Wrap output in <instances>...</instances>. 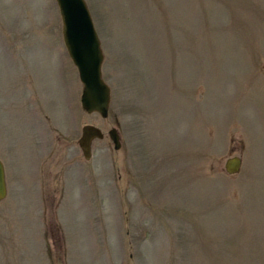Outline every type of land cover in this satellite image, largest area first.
Returning <instances> with one entry per match:
<instances>
[{"label": "rangeland", "instance_id": "374dc122", "mask_svg": "<svg viewBox=\"0 0 264 264\" xmlns=\"http://www.w3.org/2000/svg\"><path fill=\"white\" fill-rule=\"evenodd\" d=\"M85 2L107 119L56 0H0V264H264V0Z\"/></svg>", "mask_w": 264, "mask_h": 264}, {"label": "water", "instance_id": "95a60500", "mask_svg": "<svg viewBox=\"0 0 264 264\" xmlns=\"http://www.w3.org/2000/svg\"><path fill=\"white\" fill-rule=\"evenodd\" d=\"M56 2L63 21L64 43L83 84L82 107L88 114L97 113L103 119H107L111 106V88L103 79L104 54L91 13L85 0H56ZM109 136L115 149L119 150L121 142L117 130H110ZM96 139H104L101 129L86 125L79 140V146L86 160L92 157V144ZM242 166V159L236 156L227 160L225 170L229 175H237L241 172ZM6 196L5 168L0 161V203Z\"/></svg>", "mask_w": 264, "mask_h": 264}]
</instances>
